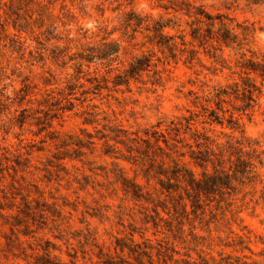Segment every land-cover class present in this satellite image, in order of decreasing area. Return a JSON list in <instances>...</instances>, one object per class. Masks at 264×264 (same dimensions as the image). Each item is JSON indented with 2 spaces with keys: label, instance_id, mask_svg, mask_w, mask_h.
Returning <instances> with one entry per match:
<instances>
[{
  "label": "clouds",
  "instance_id": "clouds-1",
  "mask_svg": "<svg viewBox=\"0 0 264 264\" xmlns=\"http://www.w3.org/2000/svg\"><path fill=\"white\" fill-rule=\"evenodd\" d=\"M0 264H264V0H0Z\"/></svg>",
  "mask_w": 264,
  "mask_h": 264
},
{
  "label": "rangeland",
  "instance_id": "rangeland-1",
  "mask_svg": "<svg viewBox=\"0 0 264 264\" xmlns=\"http://www.w3.org/2000/svg\"><path fill=\"white\" fill-rule=\"evenodd\" d=\"M14 14H15V13H14ZM178 71H179V69H178ZM66 112H71V111H67V110H66ZM53 123H55L54 120H53ZM37 151H40V149H37ZM157 186H158V187H161L160 185H157ZM32 207H33V206L31 205V208H32ZM35 207H39V202H38V201H37ZM25 208H26V207H25V205H24V207H22V208L19 209V216H18L17 218L26 216V215H24L23 213H21V212H24V211H25ZM186 210H187V209H186ZM30 212H31V211H30ZM156 212L158 213L159 216L156 215ZM162 212H163L162 209L154 210V214L152 215L151 219L148 221V222L151 224L152 227H158V225H159V221H158L157 217H161V218H162V216H161V213H162ZM30 215H31V214H30Z\"/></svg>",
  "mask_w": 264,
  "mask_h": 264
},
{
  "label": "trees",
  "instance_id": "trees-1",
  "mask_svg": "<svg viewBox=\"0 0 264 264\" xmlns=\"http://www.w3.org/2000/svg\"><path fill=\"white\" fill-rule=\"evenodd\" d=\"M163 41H161V43H162ZM67 111H72V109L71 108H69V109H66ZM177 175L179 174V173H176ZM161 186V185H160ZM164 191H171V189L170 188H167V189H164ZM25 205V211L24 212H21V213H23L24 215H26V216H30V214H31V205H29V204H27V203H25L24 204ZM156 215L157 216H159L158 215V213L156 212Z\"/></svg>",
  "mask_w": 264,
  "mask_h": 264
}]
</instances>
